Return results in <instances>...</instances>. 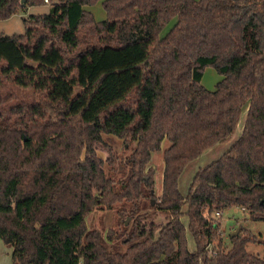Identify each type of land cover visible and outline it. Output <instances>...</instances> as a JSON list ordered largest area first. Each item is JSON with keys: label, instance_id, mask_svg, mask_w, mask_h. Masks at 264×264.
<instances>
[{"label": "trees", "instance_id": "obj_1", "mask_svg": "<svg viewBox=\"0 0 264 264\" xmlns=\"http://www.w3.org/2000/svg\"><path fill=\"white\" fill-rule=\"evenodd\" d=\"M96 1L32 0L48 12L0 35L10 264H264L246 250L253 236L224 249L218 235L230 207L264 220V0H102L101 22L84 10ZM20 11L0 0V20ZM208 66L222 76L213 90L200 85ZM13 88L28 99L11 103ZM242 113L239 136L181 194L187 164L230 140ZM98 209H117L118 227L88 228Z\"/></svg>", "mask_w": 264, "mask_h": 264}, {"label": "rangeland", "instance_id": "obj_2", "mask_svg": "<svg viewBox=\"0 0 264 264\" xmlns=\"http://www.w3.org/2000/svg\"><path fill=\"white\" fill-rule=\"evenodd\" d=\"M23 5V11L11 16L9 19L0 20V35H19L24 32V24L22 19L29 18L31 15L46 14L48 12V4L46 5H32V0H21ZM84 10L90 12L94 21L101 22L106 19V14L103 9L102 0L96 1L94 4L85 6ZM167 30V29H166ZM222 79V76L218 74L212 67H205L200 80V85L207 90H213L216 84ZM77 91V90H76ZM11 103L20 102L21 100H27L28 94L20 89L13 88ZM244 119V114L242 113L240 122L237 125L236 132L233 134L230 140L226 143L218 144L215 147L208 149L202 155H200L196 160L187 164L184 168L182 174L178 179V190L181 194L186 195L188 188L191 183V179L194 174L201 168H204L214 160H216L221 154H223L235 141L241 132V126ZM116 144V145H115ZM115 150L117 155L128 154L129 151L120 148L121 143L115 142ZM166 144L163 148H165ZM127 147V146H125ZM99 155L103 158L107 157L106 149L102 147L98 150ZM151 169L155 171V197L160 195L161 183H162V153L157 152L152 156ZM116 210H95L86 219V224L88 228H94L99 231L105 232L108 228H117V215ZM221 218V219H220ZM220 227L218 230V235L221 239V247L224 249H229L231 244L229 241L231 233L235 232L237 229L236 236L244 234L246 236H253L255 238L254 243H247L246 250L259 257L264 256V220L255 221L251 220L252 216L249 215L247 210L239 207H230L224 209L220 213ZM130 221V220H129ZM128 221V222H129ZM184 222V221H183ZM246 233V234H245ZM186 238L188 241V250H194V243L191 236L186 233ZM213 244H217V241ZM213 246H209V250ZM10 249L7 248L3 242L0 240V264H10Z\"/></svg>", "mask_w": 264, "mask_h": 264}, {"label": "water", "instance_id": "obj_3", "mask_svg": "<svg viewBox=\"0 0 264 264\" xmlns=\"http://www.w3.org/2000/svg\"><path fill=\"white\" fill-rule=\"evenodd\" d=\"M127 222H128V219H126V223ZM237 231H238V229L235 232L231 233L230 237L235 236L237 234Z\"/></svg>", "mask_w": 264, "mask_h": 264}, {"label": "built area", "instance_id": "obj_4", "mask_svg": "<svg viewBox=\"0 0 264 264\" xmlns=\"http://www.w3.org/2000/svg\"><path fill=\"white\" fill-rule=\"evenodd\" d=\"M78 264H81L80 262Z\"/></svg>", "mask_w": 264, "mask_h": 264}, {"label": "crops", "instance_id": "obj_5", "mask_svg": "<svg viewBox=\"0 0 264 264\" xmlns=\"http://www.w3.org/2000/svg\"><path fill=\"white\" fill-rule=\"evenodd\" d=\"M11 263V262H10Z\"/></svg>", "mask_w": 264, "mask_h": 264}]
</instances>
